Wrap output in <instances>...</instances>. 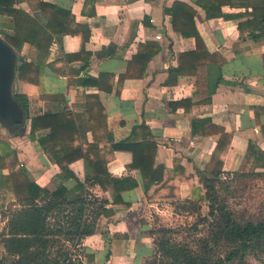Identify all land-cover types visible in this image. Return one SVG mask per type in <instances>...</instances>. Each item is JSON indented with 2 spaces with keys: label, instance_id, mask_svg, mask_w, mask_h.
Returning <instances> with one entry per match:
<instances>
[{
  "label": "crops",
  "instance_id": "1",
  "mask_svg": "<svg viewBox=\"0 0 264 264\" xmlns=\"http://www.w3.org/2000/svg\"><path fill=\"white\" fill-rule=\"evenodd\" d=\"M40 1L55 5L54 28L67 32L54 35L46 57V64L52 66L43 70V89L19 74L16 78L14 95H24L29 101V116L24 111L21 132L16 126L0 124V141L14 150L5 154L0 165V257L6 253L3 241L9 236V219L15 212L11 210L29 205L27 198L10 190L9 164L15 156L28 178L50 193L60 185L69 190L77 186L75 178L63 176L39 142L51 129L37 132L38 140L30 139L32 118L61 109L83 114L91 108L102 125L104 111L113 136L110 140L102 134L99 143L110 173L131 178L137 185L123 191V203L117 205L101 186L86 185L89 201L96 203L90 210L108 201L105 207L113 212L88 216L102 232L87 236L81 245L85 253L94 254L97 264H142L154 252L153 226L163 221L167 209L194 201L193 187L206 193L216 160L223 161L222 182L239 173L250 141L264 149V43L247 36L254 25L243 26V34L238 29L239 22L252 18L253 8L217 0L211 7L216 16L209 19V0H22L15 6L13 28L0 29L4 38L9 35L23 42L21 51L15 49L24 58L21 64L43 60L44 55L30 50L47 31L32 10ZM176 1L197 11L196 26L208 51L224 59L222 66L207 68L201 86L195 75L171 72L179 64V53L196 49V39L176 32L173 17L166 11ZM8 20L0 15V21ZM150 53L153 56L145 64ZM67 55H72L68 65ZM223 130L229 141L224 145L226 152L216 156ZM146 139L157 147L148 189L141 169L132 165L134 154L112 146ZM87 140L94 141L91 131ZM250 160L251 172L255 156ZM70 169L85 182L83 159L73 162ZM255 171L264 173L263 168Z\"/></svg>",
  "mask_w": 264,
  "mask_h": 264
},
{
  "label": "trees",
  "instance_id": "2",
  "mask_svg": "<svg viewBox=\"0 0 264 264\" xmlns=\"http://www.w3.org/2000/svg\"><path fill=\"white\" fill-rule=\"evenodd\" d=\"M22 0H0V15L8 16V21H0V29L13 28V19L17 11L16 4ZM211 5L207 8V18H215L211 12L213 3L217 0H209ZM230 4L238 7H252L253 16L249 21H242L238 24L239 31L243 34V26L254 25L253 30L248 32V37L254 41L264 43V0H228ZM36 18L47 28L40 44L31 48L32 51H38L43 56V60L24 61L18 67V74L21 79L30 83L37 84L43 89V70L46 66V57L50 53V46L54 35L64 34L67 31H58L54 28L55 11H58L55 5L40 1L38 6L32 8ZM173 17V27L184 38L193 37L196 39V49L189 52L178 54V66L171 70L176 75L192 74L197 77L201 86L202 79L207 75L209 66H222L224 59L217 52L210 53L206 47L205 41L199 32L195 16L197 11L186 3L176 1L174 5L166 9ZM71 34H74L72 32ZM6 41L16 50L21 51L23 42L15 37L6 36ZM155 52V51H154ZM145 56V55H144ZM153 56L150 53L146 56V62ZM72 55L66 56V64L70 62ZM64 62V63H65ZM123 76L122 78H125ZM212 95V93H210ZM16 100L20 103L22 109L29 116V101L24 95L15 94ZM208 100H211L210 97ZM103 125L98 117V113L88 108L83 114H74L66 109L45 113L41 116L33 117L31 120L30 139L38 140L37 132L50 128L51 134L43 139H39L46 154L52 162L56 163L62 170L63 176L75 178L77 186L75 189H67L65 185L50 193L47 189L38 186L34 181L28 178L26 170L21 166L18 158L15 156L9 164L11 167L9 182L10 190L17 197L28 199L29 205L15 211L9 219V236L4 239L6 253L0 257V264H97L93 253H85L78 256L72 250L64 249L60 242L68 241L76 250L83 239L95 233L102 232L97 227L96 221L89 220V215L113 212L112 209H106L105 204L108 201L101 202L95 210H90L95 201H89L91 194L86 185H99L109 192L113 197V204L123 203L122 192L133 189L137 183L131 178L114 177L108 169V160L105 155L100 153L99 143L102 134L108 135L113 140L112 133L107 128V118L103 111ZM87 121L88 124L84 123ZM20 133L21 126L14 127ZM91 131L94 141L89 143L87 134ZM264 134V126L262 127ZM222 137L216 148V156L226 152L224 145L229 141V136L222 131ZM115 150H127L134 154L132 165L139 167L143 173L144 184L148 189L153 180L151 177V168L153 166L154 156L157 150L156 144L146 139L143 143H132L130 140L114 143ZM14 154V150L0 141V165L5 161V154ZM255 156L254 166L250 172L251 156ZM83 159L85 162L86 180L82 182L70 169V165ZM217 168L214 169V178L209 180L207 191L202 194V188L193 187L192 197L194 201H184L180 207L187 208V205L201 203L206 200L216 201L211 207V215L214 216L212 222L211 234L199 239L197 249L182 245L174 241L169 234L172 232L167 227L158 228L153 226L151 235L154 239V253L145 259L143 264H226L236 257L244 258L248 250H253L264 245V215L257 221L249 220L239 221L230 211L229 207L221 202H217V186L224 185L229 180L220 181L223 161L216 160ZM257 168L264 169V149H261L254 141H250L244 162L235 176L243 178H254L263 176L264 173H257ZM231 180V179H230ZM219 182V183H218ZM219 184V185H218ZM167 187V185H165ZM216 199V200H215ZM38 201L44 202L40 204ZM178 208V207H177ZM216 209V210H215ZM218 211L219 215H215ZM98 212V213H96ZM225 242L231 245L232 250L226 257L217 255L211 249L212 243L220 244ZM57 246V252L54 249ZM241 252V254H240ZM12 257L11 262L8 258Z\"/></svg>",
  "mask_w": 264,
  "mask_h": 264
},
{
  "label": "rangeland",
  "instance_id": "3",
  "mask_svg": "<svg viewBox=\"0 0 264 264\" xmlns=\"http://www.w3.org/2000/svg\"><path fill=\"white\" fill-rule=\"evenodd\" d=\"M217 189L219 190L218 196H216L217 202L229 207L239 221H257L264 215V175L246 179L241 176L234 177L228 180L226 184L218 186ZM215 202L213 201V204H211V201L206 200L201 203L187 205V208H169L167 209L169 211L164 214L163 221L157 223V227L171 229L172 232L169 236L172 237L173 242L176 241L197 249L201 244L199 239L211 234L214 216L211 215L210 211L212 210L211 207L216 205ZM13 211H17L16 208L11 210L12 213ZM215 215H219L218 211H215ZM59 246L72 250L78 256L83 252L82 245L75 250L68 241H61ZM211 249L217 255L226 257L232 247L228 243L221 242L220 244L212 243ZM56 252L57 246L54 249V253ZM12 260V257L8 258L9 262ZM226 264H264V245L248 250L244 254V258L236 257Z\"/></svg>",
  "mask_w": 264,
  "mask_h": 264
},
{
  "label": "water",
  "instance_id": "4",
  "mask_svg": "<svg viewBox=\"0 0 264 264\" xmlns=\"http://www.w3.org/2000/svg\"><path fill=\"white\" fill-rule=\"evenodd\" d=\"M23 59L0 34V124L6 127L24 124V110L14 95L18 67Z\"/></svg>",
  "mask_w": 264,
  "mask_h": 264
},
{
  "label": "built area",
  "instance_id": "5",
  "mask_svg": "<svg viewBox=\"0 0 264 264\" xmlns=\"http://www.w3.org/2000/svg\"><path fill=\"white\" fill-rule=\"evenodd\" d=\"M162 35H157V39H161Z\"/></svg>",
  "mask_w": 264,
  "mask_h": 264
}]
</instances>
